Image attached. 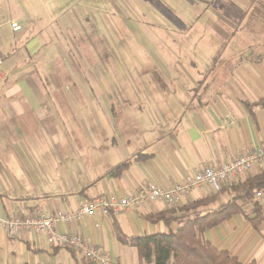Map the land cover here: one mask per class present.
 <instances>
[{
    "label": "crops",
    "instance_id": "obj_1",
    "mask_svg": "<svg viewBox=\"0 0 264 264\" xmlns=\"http://www.w3.org/2000/svg\"><path fill=\"white\" fill-rule=\"evenodd\" d=\"M134 1L136 10L167 18L174 36L159 42L147 35L139 57L126 52L123 67L116 69L102 67L97 54L88 58L81 52L82 39L76 41V58L69 54L60 28L64 15L54 23L33 0H0L1 218L72 212L85 200L128 195L150 182L170 188L206 166L264 145V104L248 105L264 101V66L260 58L252 66L241 57L235 65L227 61L223 54L235 31L224 37L211 31L219 22L209 19L208 0H199L205 6L198 0H157L146 8ZM87 20L97 34L95 23ZM11 21L22 29L14 31ZM184 22L193 24L184 28ZM186 28H193L192 34ZM215 43L222 44L220 49ZM86 71L94 83H86ZM58 72L60 79L53 80ZM103 75L114 81L104 83ZM73 140L76 150L69 147ZM138 152L151 157L136 160ZM128 159L132 162L120 176L108 175ZM261 173L264 163L238 182ZM234 195L230 184L217 190L203 183L177 206L148 200L135 209L61 221L56 229L79 233L118 264H143L137 247L120 241L117 228L127 236L164 232L174 222L152 221L148 215L208 198L198 208L206 213ZM204 237L242 263L264 264V197L256 194L240 212L205 230ZM88 263L45 233L12 236L0 227V264Z\"/></svg>",
    "mask_w": 264,
    "mask_h": 264
},
{
    "label": "rangeland",
    "instance_id": "obj_2",
    "mask_svg": "<svg viewBox=\"0 0 264 264\" xmlns=\"http://www.w3.org/2000/svg\"><path fill=\"white\" fill-rule=\"evenodd\" d=\"M33 1L43 15L48 19L51 18L54 23L58 22L59 18L64 15L63 21L60 20L62 21L60 28L68 41L69 54L78 53L76 41L82 39L83 44L79 46L80 51L85 50L88 58L97 54L102 67L108 65L116 69L123 67L122 61L126 52L134 53L139 57V53L144 51L143 49L141 51V40L147 35V37H154L159 42H162L163 39L164 42L168 41L169 37L174 36L173 28L169 26L167 18H164L157 11L136 10L138 7L135 1L133 4V0ZM141 1L145 5L144 8L150 5L152 1L158 2L157 0ZM197 4L205 6V3L199 0ZM83 5H85L84 9H79ZM160 8L170 12L167 5H161ZM197 9L201 10V8ZM208 9H213V12L210 10L212 13L208 12L209 19L213 22H219V24H215V28L209 27L211 31L215 32L216 35H223V37L229 36L235 31L223 54L228 57L227 61L235 65V59L241 57L248 66H252L260 58L264 66V0H255L254 2L252 0H208ZM201 14H204V10H201ZM87 17L97 26V34L91 32ZM184 17H187V14ZM158 21L166 25H158ZM191 24L193 23L184 22L183 27L191 26ZM237 26L238 28H236ZM193 28H186V30L188 29V33L192 34ZM58 32H61L60 29ZM215 46L220 49L222 44ZM134 61L137 62L135 59ZM58 62L61 63L62 60L59 59ZM60 77V72L51 76L53 80H59ZM114 78V76L103 75L102 81L107 84L114 81ZM85 81L86 83H94L93 77L87 71L85 72ZM72 142L73 145L69 143V147L76 150L77 141L73 140ZM195 213L197 211H189L187 215L191 216ZM179 224V222L174 221L173 229Z\"/></svg>",
    "mask_w": 264,
    "mask_h": 264
},
{
    "label": "built area",
    "instance_id": "obj_3",
    "mask_svg": "<svg viewBox=\"0 0 264 264\" xmlns=\"http://www.w3.org/2000/svg\"><path fill=\"white\" fill-rule=\"evenodd\" d=\"M14 31L22 29L18 21L10 22ZM3 63V55L0 52V67ZM264 163V145L253 150L239 154L217 166H206L194 175L187 176L184 180L174 183L170 188H164L155 183H148L145 187L137 189L124 196L99 195L83 201L76 211L61 214H11L8 217H0V227L10 235L21 232L35 234L45 233L50 241L56 245L75 250L82 258L89 261L88 264H118L112 255L90 243L77 232H59L56 228L61 221L74 223L82 215L103 214L121 212L127 209L139 208L148 200H164L174 206L180 205L190 194L191 190L208 183L220 190L224 185L237 183L242 175L254 165ZM257 196L264 197V190L257 191Z\"/></svg>",
    "mask_w": 264,
    "mask_h": 264
},
{
    "label": "trees",
    "instance_id": "obj_4",
    "mask_svg": "<svg viewBox=\"0 0 264 264\" xmlns=\"http://www.w3.org/2000/svg\"><path fill=\"white\" fill-rule=\"evenodd\" d=\"M263 104V100L254 104L248 103L249 106ZM150 157L151 154L138 152L135 159ZM131 162L130 159L120 162L110 170L108 175L120 176ZM231 189L235 192L232 199L206 213H202L198 208L207 205L210 200L208 198L187 203L179 209L172 207L148 215L152 221L164 220L167 224L174 221L179 222V226L175 229L169 228L164 232L127 236L117 228L118 238L125 244L137 247L140 261L143 264H255L254 262L242 263L238 258L231 256L228 251L215 247L204 237L205 230L240 212L243 204L252 200L257 191L264 190V173L250 177L243 182L231 184ZM254 204L258 210L257 203ZM189 211H197V213L190 216L187 215Z\"/></svg>",
    "mask_w": 264,
    "mask_h": 264
}]
</instances>
